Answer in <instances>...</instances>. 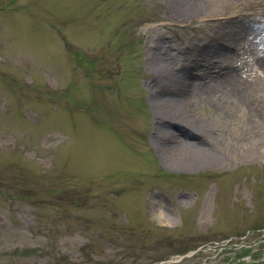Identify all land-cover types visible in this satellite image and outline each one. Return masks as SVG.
Returning <instances> with one entry per match:
<instances>
[{"label": "rangeland", "instance_id": "1", "mask_svg": "<svg viewBox=\"0 0 264 264\" xmlns=\"http://www.w3.org/2000/svg\"><path fill=\"white\" fill-rule=\"evenodd\" d=\"M0 264H264V0H0Z\"/></svg>", "mask_w": 264, "mask_h": 264}, {"label": "clouds", "instance_id": "2", "mask_svg": "<svg viewBox=\"0 0 264 264\" xmlns=\"http://www.w3.org/2000/svg\"><path fill=\"white\" fill-rule=\"evenodd\" d=\"M153 205H155V210L149 217V222L157 226H162L166 223L167 219L170 217L166 211V206L159 201L153 200Z\"/></svg>", "mask_w": 264, "mask_h": 264}, {"label": "bare ground", "instance_id": "3", "mask_svg": "<svg viewBox=\"0 0 264 264\" xmlns=\"http://www.w3.org/2000/svg\"><path fill=\"white\" fill-rule=\"evenodd\" d=\"M183 103V102H182ZM182 103H177V104H169L168 105V109L171 111L172 110V112L174 113V114H176V115H173V116H176L177 118H180V121L181 122H187L188 120H190L189 118H188V116H186V115H183V113H181L180 112V110L182 109ZM197 128L198 129H196V131L194 132V131H192V133H193V135H199L200 134V131H205L206 129H205V127H203V126H201V125H197ZM203 135H205V134H203ZM188 160V159H187ZM192 160L193 161H196V160H201V158H200V155L199 156H197V157H195V158H192ZM192 161V162H193Z\"/></svg>", "mask_w": 264, "mask_h": 264}]
</instances>
